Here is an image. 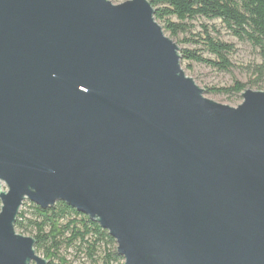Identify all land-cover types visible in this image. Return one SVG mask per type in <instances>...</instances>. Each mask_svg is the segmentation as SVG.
I'll return each mask as SVG.
<instances>
[{
	"label": "water",
	"instance_id": "obj_1",
	"mask_svg": "<svg viewBox=\"0 0 264 264\" xmlns=\"http://www.w3.org/2000/svg\"><path fill=\"white\" fill-rule=\"evenodd\" d=\"M181 61L149 0H0V264L48 263L27 199L124 264H264V90L218 103Z\"/></svg>",
	"mask_w": 264,
	"mask_h": 264
},
{
	"label": "trees",
	"instance_id": "obj_2",
	"mask_svg": "<svg viewBox=\"0 0 264 264\" xmlns=\"http://www.w3.org/2000/svg\"><path fill=\"white\" fill-rule=\"evenodd\" d=\"M155 9V18L163 23V29L171 38H179L191 31L190 21L205 18L220 20L226 29L241 41H248L259 51L263 62L258 66L259 78L264 76V0H149ZM203 44L213 58L206 57L194 48H181L182 61L205 64L219 71L229 72L233 67L231 55L235 52L232 43L215 37L205 26ZM186 41V39H185ZM190 41V40H189ZM187 42V41H186ZM261 87L258 79L253 81ZM247 84L235 81L228 87H210L212 93L240 94ZM23 204H26L25 202ZM22 204V206H23ZM1 207V201H0ZM34 216L20 210L15 229L30 233L35 239L37 253L42 252L47 264H66L60 248L65 243H78L91 264H124V258L117 252L116 240L104 229L98 220L78 211L65 201L42 208L29 201ZM102 250V255L99 251Z\"/></svg>",
	"mask_w": 264,
	"mask_h": 264
},
{
	"label": "rangeland",
	"instance_id": "obj_3",
	"mask_svg": "<svg viewBox=\"0 0 264 264\" xmlns=\"http://www.w3.org/2000/svg\"><path fill=\"white\" fill-rule=\"evenodd\" d=\"M114 3H120L125 0H111ZM162 26L163 23L158 21ZM192 24L191 31L185 35H180L179 38H172L178 46L181 48H194L203 53L206 57L213 58L210 55L203 44V37L205 26L209 28L213 36L218 37L224 41L232 43L235 47V52L231 55L233 67L231 71H219L205 64H199L195 62L181 61L182 67L187 76L192 77L195 82L205 90V96L218 103L238 106L243 101V96L240 94H224V93H212L208 90L210 87H228L234 84L235 81H240L247 84L246 89L252 90H264V76L259 78L258 66L263 62L259 51L248 41H241L238 38L231 35L226 29L225 25L220 20H207L205 18H198L190 21ZM165 31V30H164ZM166 35L170 37V33L165 31ZM186 39V41H185ZM190 40V41H189ZM261 83V87L255 86L253 81L257 80ZM1 189L6 190L4 183H1ZM26 204L20 208V210L27 211L29 217H33L31 208L29 207V200L24 201ZM1 209V207H0ZM17 231V230H16ZM20 234L26 236H32L30 233ZM103 248L99 251L102 255ZM61 256L65 257L66 264H91L87 259L85 251L79 249L78 243L71 246H67L65 243L60 248ZM39 255L43 256L40 252ZM56 264H60L59 260H54Z\"/></svg>",
	"mask_w": 264,
	"mask_h": 264
}]
</instances>
